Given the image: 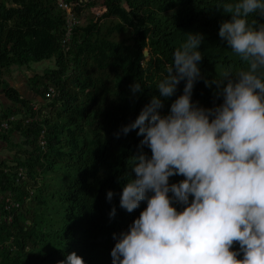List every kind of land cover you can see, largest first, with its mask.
<instances>
[{
	"label": "trees",
	"instance_id": "1",
	"mask_svg": "<svg viewBox=\"0 0 264 264\" xmlns=\"http://www.w3.org/2000/svg\"><path fill=\"white\" fill-rule=\"evenodd\" d=\"M63 1L80 20L65 43V15L55 0H0V93L10 102L3 107L0 99V120L19 117L0 133V141L16 148L9 164L0 161V264H57L73 251L86 264H112L113 233L127 229L146 206L128 212L119 205L142 136L115 133L159 94L156 85L187 33L204 34L199 65L208 81L246 66L218 34L221 21L230 19L224 0ZM253 20L264 17L252 13ZM50 59L52 68L27 79L44 102L33 111L3 73ZM134 80L144 88L138 98L129 87ZM184 84L164 99L162 112ZM48 88L54 91L49 99ZM215 91L201 79L193 100L212 107L222 102ZM13 135L18 142H11ZM182 179L174 175L170 183ZM110 189L116 193L111 202Z\"/></svg>",
	"mask_w": 264,
	"mask_h": 264
},
{
	"label": "clouds",
	"instance_id": "2",
	"mask_svg": "<svg viewBox=\"0 0 264 264\" xmlns=\"http://www.w3.org/2000/svg\"><path fill=\"white\" fill-rule=\"evenodd\" d=\"M222 8L230 19L218 34L246 66L208 81L199 65L204 34L187 33L159 94L115 133L142 136L119 205L128 212L146 206L113 233L112 264H264V22L249 21L252 13L264 17V0H224ZM201 79L216 85L221 103L193 100ZM181 81L182 94L162 112ZM129 87L134 98L144 90L136 80ZM174 175L184 179L170 183ZM114 195L110 189L106 199ZM116 211L113 205L109 216ZM57 264L86 262L73 251Z\"/></svg>",
	"mask_w": 264,
	"mask_h": 264
},
{
	"label": "crops",
	"instance_id": "3",
	"mask_svg": "<svg viewBox=\"0 0 264 264\" xmlns=\"http://www.w3.org/2000/svg\"><path fill=\"white\" fill-rule=\"evenodd\" d=\"M22 71L19 69H15L14 67L11 68V72L10 74L8 73H3V79L6 81V83L9 85V87H12L14 88L18 93L19 95H21L22 97H24L26 100L29 101V104H33V105H36V106H42L44 105V102L43 100L37 96L36 94H34L32 92V89H31V86L29 85V82H28V78H31L32 75L35 73L33 71H29L28 67H21ZM26 69V70H25ZM13 70V72H12ZM19 84H22V87H23V91L21 92L20 89H19ZM1 94V93H0ZM10 102L8 101H2L1 99V104L2 106H8ZM19 135H13V139L11 142H13V140H16L17 142L19 141ZM9 142V143H11ZM3 142L0 141V149H4L6 148L8 145H3L2 144ZM10 156L8 154V156H0V161H2L3 159H8ZM4 161V160H3Z\"/></svg>",
	"mask_w": 264,
	"mask_h": 264
},
{
	"label": "built area",
	"instance_id": "4",
	"mask_svg": "<svg viewBox=\"0 0 264 264\" xmlns=\"http://www.w3.org/2000/svg\"><path fill=\"white\" fill-rule=\"evenodd\" d=\"M55 2H56L57 8L62 10L65 15L66 35L63 41V43H65V41H67L69 38L72 28L79 24V20H78V17L73 13L70 6L67 3H65L63 0H55ZM53 95H54V91L51 88H48V93L46 94V98L49 99L50 97H53ZM36 109H37V106L33 105L32 110L35 111ZM18 118L19 117L16 115H8L5 119L0 120V133H3L4 131H6L10 127V125H12L18 120ZM29 121H30L29 119H25L24 122L27 123ZM39 138H40L39 143L41 146H43L45 143L44 130L40 132ZM18 176H21L20 172H18Z\"/></svg>",
	"mask_w": 264,
	"mask_h": 264
},
{
	"label": "rangeland",
	"instance_id": "5",
	"mask_svg": "<svg viewBox=\"0 0 264 264\" xmlns=\"http://www.w3.org/2000/svg\"><path fill=\"white\" fill-rule=\"evenodd\" d=\"M85 17L86 16H84V18L83 17H81V22L82 23H86V19H85ZM53 67V59H50V60H43V61H41V62H37V63H31V64H29L28 65V69H29V71H33V72H35V73H38V74H40L44 69H50V68H52ZM13 68V67H12ZM15 69H17V70H21L22 71V69L21 68H19V67H14ZM26 70V69H25ZM10 72H11V70H7V71H5V73H9L10 74ZM12 72H13V70H12ZM19 89H20V91L22 92L24 89H23V87H22V84H19ZM0 99H2V101H7L3 96H2V94H0ZM43 106V105H42ZM38 107H40L39 105H38ZM14 142H17L16 140H13V143ZM3 144V143H2ZM3 145H5V144H3ZM15 146H13V145H8L6 148H4V149H0V156L2 157V156H8V154H9V156H12L13 154H14V151H15ZM14 150V151H13ZM5 162H9V160H5V159H3ZM10 163V162H9ZM8 163V164H9Z\"/></svg>",
	"mask_w": 264,
	"mask_h": 264
}]
</instances>
